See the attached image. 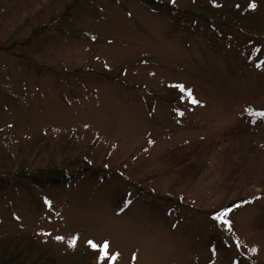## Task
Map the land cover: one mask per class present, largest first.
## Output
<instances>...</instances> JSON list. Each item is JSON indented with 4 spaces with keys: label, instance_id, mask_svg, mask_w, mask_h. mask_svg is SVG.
Masks as SVG:
<instances>
[{
    "label": "rangeland",
    "instance_id": "rangeland-1",
    "mask_svg": "<svg viewBox=\"0 0 264 264\" xmlns=\"http://www.w3.org/2000/svg\"><path fill=\"white\" fill-rule=\"evenodd\" d=\"M156 1L0 0V171L77 174L12 175L0 262L264 264V128L221 135L264 110V0Z\"/></svg>",
    "mask_w": 264,
    "mask_h": 264
},
{
    "label": "trees",
    "instance_id": "trees-1",
    "mask_svg": "<svg viewBox=\"0 0 264 264\" xmlns=\"http://www.w3.org/2000/svg\"><path fill=\"white\" fill-rule=\"evenodd\" d=\"M21 4L19 6H15L14 8L18 11V14L21 16V14L25 11H27V15L29 16V14L31 12H34V10L36 9V4H41L42 2H44V0H21ZM144 2L146 4H148L149 6L153 7L154 9L157 8H162L163 10H167L172 12L173 11V7H171V5L169 3H162L156 0H144ZM18 8V9H17ZM23 16V15H22ZM54 21H51L50 23H47L46 26L43 27V30H47L51 28V24H53ZM39 32V31H38ZM178 88V87H177ZM179 91H181V88H179ZM149 107L150 109H152L153 103L150 102L149 103ZM264 128V110L263 109H252L250 112L242 115L238 121V123H236L233 127H231L230 129L224 131L221 133L223 139H225L226 141H228L229 139H234L237 137H241L244 138L246 136H254L256 134V132L261 131ZM45 134H42V136H40V138L37 140L36 144L40 145L42 139L45 137ZM255 138V136H254ZM256 139V138H255ZM214 144L212 143L211 148H214ZM46 147L48 149H50V144L47 143ZM201 148V142L200 143H196L193 147L192 150V154L195 152H200ZM172 152H175V155L179 154V151L177 150V147L171 149ZM189 152H187V156H188ZM9 154V151L7 148L5 147H0V162L3 160L4 157H6ZM185 159H189V157L186 158L185 155ZM83 160V159H82ZM73 162V161H71ZM84 162H86V164H88V160H84ZM68 163L66 161H63L59 164H48V165H44L41 167H37V168H27V169H22L20 168V170H8L6 169V171H0V189H4L7 186H10L12 184V178H16L18 180V182H20L21 184H24L26 186H29L31 183L32 184H50V185H55V186H66L68 185L72 180H74L75 176L77 175L76 173H70L69 172V165H67ZM182 164V163H181ZM184 165V164H183ZM90 171V169H89ZM13 175V177H12ZM91 178H94L98 181H101L104 177L102 176L101 172L99 170H92L91 173H89ZM264 192V188L262 189L261 192H259V194H262ZM242 198L237 199L242 200ZM234 203H231L230 205H225L223 207H221L223 210L217 211L215 213H212V216L215 217L214 220V224L215 221H219L220 224H223L224 221L227 222V218H226V214L227 212H229L231 210V206ZM225 212L224 216L223 213ZM243 258V257H242ZM244 259V258H243ZM5 260H9L5 261ZM15 261H17V259L15 258V256H12L11 258L9 256H6L3 261L0 262V264H17L15 263ZM246 262H248L247 260H245ZM241 261H236L235 264H239ZM41 260L40 259H36L34 262L30 263V264H40Z\"/></svg>",
    "mask_w": 264,
    "mask_h": 264
},
{
    "label": "snow or ice",
    "instance_id": "snow-or-ice-1",
    "mask_svg": "<svg viewBox=\"0 0 264 264\" xmlns=\"http://www.w3.org/2000/svg\"><path fill=\"white\" fill-rule=\"evenodd\" d=\"M254 7V5H252ZM193 103H196V101H193ZM73 245L75 244V241L72 242ZM93 248L97 247L95 244H92L91 245ZM107 249H108V245L105 244L104 245V248H103V251H104V256H107L108 255V252H107ZM114 259V258H113Z\"/></svg>",
    "mask_w": 264,
    "mask_h": 264
}]
</instances>
